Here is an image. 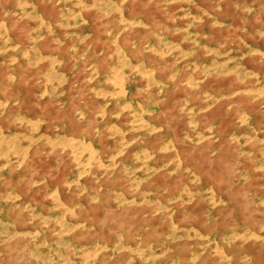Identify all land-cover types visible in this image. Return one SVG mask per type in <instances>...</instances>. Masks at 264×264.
I'll use <instances>...</instances> for the list:
<instances>
[{
  "label": "rangeland",
  "instance_id": "rangeland-1",
  "mask_svg": "<svg viewBox=\"0 0 264 264\" xmlns=\"http://www.w3.org/2000/svg\"><path fill=\"white\" fill-rule=\"evenodd\" d=\"M0 264H264V0H0Z\"/></svg>",
  "mask_w": 264,
  "mask_h": 264
}]
</instances>
